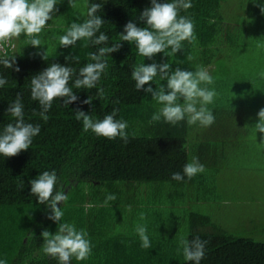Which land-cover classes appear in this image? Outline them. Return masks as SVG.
Here are the masks:
<instances>
[{"label":"trees","instance_id":"obj_1","mask_svg":"<svg viewBox=\"0 0 264 264\" xmlns=\"http://www.w3.org/2000/svg\"><path fill=\"white\" fill-rule=\"evenodd\" d=\"M222 2L223 0H190L192 7L179 10L180 16H187L193 21L196 41H183L181 50L169 57L164 53H157L149 60L138 54L134 43L120 41L119 34L124 31L123 26L129 20L137 26L147 27L139 20V16L144 8L151 6L150 0H87L89 5L102 4V10L97 15H100L105 23L97 35L99 32L106 33L109 38L107 45H92L90 41L81 39L76 44L62 49L65 56L45 55V60L41 55H17L14 47H6L5 53L15 56L16 66L20 71L16 72L0 64V76L7 78V83L0 87V130L5 124L15 120L6 110L18 92L22 95L25 121L40 125V133L33 137L29 149L12 157L0 155V208H18L23 212L33 208L40 210H37L40 214L33 221L17 220V224L26 225L20 239V260L17 264H59L38 249L43 245L41 233L44 230L52 232L55 228L54 221L47 218L51 209L39 204L37 198L30 193L29 181L43 171L55 170L56 190L64 191L67 195L74 185L88 183L93 187L95 185L98 194H125L128 195L125 196L126 199L133 200L136 199V185L144 184L149 186L147 194L153 200L158 193L170 187L175 196H183L184 199L179 197V205L190 202V198L184 197L188 194L184 187L193 177L189 179L185 176L182 181H176L171 179L172 173L183 174V166L194 156L206 166L215 156L212 151L216 153L226 147L229 138V126L228 131L224 128L227 123L226 112L222 109L218 111V130L215 131L214 142H209L213 137L205 133L203 136H200L199 132L194 136L189 134L187 118L176 125L163 120L150 123V118L155 112L150 103L154 100L143 89L136 90L131 71L135 65L150 64L153 60L157 63L169 62L173 70L180 67L195 72L198 65L223 69L222 60L227 50L234 47L237 41L223 14ZM86 19L87 9L84 20ZM10 42L14 45L13 40ZM118 42L122 47L102 58L107 61L108 68L102 73L96 88L75 89L74 76L73 80L69 81V86L73 87L78 100L66 107L62 106L63 98L55 99L47 113L48 120L44 121L39 115V102L31 98L32 76L51 63H60L78 71L85 64L93 62L89 53ZM69 55L78 57L79 63L66 61L65 57ZM189 56L192 57L191 60L188 59ZM159 82L157 76L150 83L155 89ZM144 87H148V84ZM100 88L103 89L102 96H98ZM89 96L93 98L90 105L81 103ZM114 107L119 109L116 119L128 122L127 144L119 137L109 140L97 136L91 130L85 132L82 120H77L74 112L79 108L93 119H102L104 115L110 114ZM208 137L210 139H207ZM22 182L24 187L21 189ZM61 205L58 203V207ZM190 220L192 230L187 239L199 236L208 241L205 256L200 264H264V241L222 231L208 218L193 212ZM178 264L193 262L183 261Z\"/></svg>","mask_w":264,"mask_h":264},{"label":"rangeland","instance_id":"obj_2","mask_svg":"<svg viewBox=\"0 0 264 264\" xmlns=\"http://www.w3.org/2000/svg\"><path fill=\"white\" fill-rule=\"evenodd\" d=\"M62 1L57 0V11L52 15L54 29L45 28L39 35L42 46L28 45L24 37L29 38L22 34L17 39V55L31 56L37 52L49 56L66 55L59 37L74 20L83 22L87 7L85 0H74L76 7H72L69 0ZM259 4H264V0H257L255 5L252 0L222 2L223 14L237 43L227 50L222 60L223 69L204 67L215 82L201 86L214 88L218 93L214 102L207 105L215 116V123L208 127L199 123L189 125V134L194 136L199 132L203 136L205 133L213 137L207 138L209 142H214L218 111L222 109L226 112L224 128L227 130L229 126V138L224 149L212 151L216 158L209 160L205 172L194 176L184 187L188 192L184 197L190 198V202L179 205V197L183 196H175L170 187L156 193L153 200L147 194L149 186L141 184L134 189L136 199L129 200L125 198L128 195L121 194L106 205L107 193L98 194L95 185H74L67 195L68 200L60 206L64 212L61 222L74 224L77 230L85 229L92 250L86 260L77 261L73 257L71 264L181 263L185 260L182 251L177 252L178 239L180 236L187 238L192 230V212L208 218L222 231L264 241V141H261L262 134L255 133L254 129L256 114L264 107V14ZM160 82L166 85V81ZM150 106L155 112L162 107L155 100ZM134 200L137 202H132ZM37 210L39 208L28 212L0 208V259L7 260V264H17L20 260V239L26 225L17 224V220L33 221L40 214ZM141 213L145 215L144 220L140 219ZM54 224L52 234L57 231L55 221ZM137 224L147 226L152 248H141L135 232ZM38 249L43 251V245ZM52 261L58 262L53 257Z\"/></svg>","mask_w":264,"mask_h":264},{"label":"clouds","instance_id":"obj_3","mask_svg":"<svg viewBox=\"0 0 264 264\" xmlns=\"http://www.w3.org/2000/svg\"><path fill=\"white\" fill-rule=\"evenodd\" d=\"M151 6L146 7L140 13L139 20L147 27L137 26L136 23L129 20L123 26L124 31L120 33V41L134 43L138 54L152 60L157 53H164L166 56L175 55L182 48V42L188 41L195 43L196 36L194 33V24L191 18L180 16L179 10L192 7L190 0H150ZM253 4L257 0H252ZM57 0H0V46L14 38L18 39L23 34L28 39L27 43L33 47L42 46V40L39 35L51 20L52 14L57 11ZM72 7H76L74 0H69ZM87 7V19L82 23L73 22L66 30L64 35L59 37L60 46L67 48L76 44L78 40L85 39L92 45H107L108 36L104 32H97L105 21L98 12L102 10V4L91 3L85 0ZM264 14V4L257 5ZM259 46V45H258ZM122 47L118 43L111 46L98 48L97 52L89 53L92 63L74 69L70 66L61 65L60 63H51L38 74L31 78V98L38 101L40 105V117L48 120V111L51 109L55 99L63 98L62 106H68L69 103L78 100V96L73 92V87L69 86V81H73L75 89H92L96 88L102 73L108 68L106 60L102 59L109 53L116 52ZM170 49V51H166ZM42 59H46L44 52H37ZM192 59L191 56L188 57ZM66 61L72 60L79 63L76 56H66ZM0 64L5 68H12L19 72L16 66L15 56H8L5 53L0 56ZM159 76L160 81H166L165 84L159 83L155 89L150 82ZM131 78L135 81L136 90L143 89L145 93H150L151 98L158 104L162 105L150 118V123L158 122L163 119L164 122L176 125L178 122L187 118L189 125L199 123L202 127L211 126L215 123V116L207 105L214 102L218 93L214 88L202 87L201 85L214 84V78L202 66H197L196 71H189L176 67L174 70L169 62L157 63L153 60L150 64L140 63L135 65L131 71ZM7 83V78L0 76V87ZM148 84V87H144ZM103 95V89L98 90V96ZM92 97L81 101L83 104H91ZM183 101V103H181ZM119 103V101H114ZM199 105V106H198ZM14 122L5 124L0 130V155L3 157H12L18 155L21 151H26L32 144L33 137L40 133V125L26 122L24 118V105L22 95L18 92L14 101L9 103L6 110ZM35 113V109L33 110ZM76 119L82 120L83 130H91L97 136L113 140L121 138L125 144L128 143L129 134L126 131L128 122L123 119H116L118 108H113L110 114H106L102 119H93L91 115L86 114L83 110L77 108L74 110ZM257 122L254 124L255 133L259 131L261 141H264V107L257 112ZM181 172L172 173L171 179L182 181L184 177L191 179L199 173L205 172V166L200 163L198 157L186 163ZM31 188L30 193L37 198L39 204L46 205L51 209L48 219L57 224V231L52 234L44 230L43 252L50 257L56 258L59 264H71L73 257L77 261L86 260L92 250V245L88 239V233L85 229L77 230L74 224L61 222L64 212L58 203L68 200L64 191H57V175L55 170L43 171L35 179L29 181ZM24 183L20 184V188ZM117 199L116 194L108 193L105 197V204ZM140 219L144 220L145 215L140 214ZM135 232L141 241V248L150 249L152 243L147 235V226L137 224ZM208 241L195 236L187 239L180 236L177 244V252L183 254L185 261L200 264L205 256V248ZM0 264H7V260L0 259Z\"/></svg>","mask_w":264,"mask_h":264},{"label":"crops","instance_id":"obj_4","mask_svg":"<svg viewBox=\"0 0 264 264\" xmlns=\"http://www.w3.org/2000/svg\"><path fill=\"white\" fill-rule=\"evenodd\" d=\"M66 0L62 1L63 3L65 2ZM52 15H55V12L52 14ZM53 17V16H52ZM54 23H55V20L51 19L47 22V25L45 26L46 29H54ZM44 28V29H45ZM25 41L27 42L28 40L24 37ZM13 42H14V45H15V49H14V52L17 53V50H18V45H19V42L16 38L13 39ZM28 44V43H27Z\"/></svg>","mask_w":264,"mask_h":264},{"label":"built area","instance_id":"obj_5","mask_svg":"<svg viewBox=\"0 0 264 264\" xmlns=\"http://www.w3.org/2000/svg\"><path fill=\"white\" fill-rule=\"evenodd\" d=\"M6 47H10V48H13L14 45L11 44V42H5L2 46H0V54H3L6 52Z\"/></svg>","mask_w":264,"mask_h":264}]
</instances>
